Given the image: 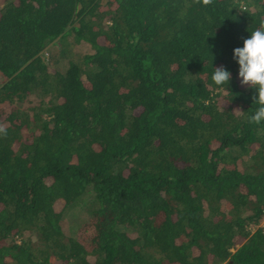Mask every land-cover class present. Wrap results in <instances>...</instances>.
<instances>
[{
  "label": "trees",
  "instance_id": "trees-1",
  "mask_svg": "<svg viewBox=\"0 0 264 264\" xmlns=\"http://www.w3.org/2000/svg\"><path fill=\"white\" fill-rule=\"evenodd\" d=\"M1 1L0 264H264V0Z\"/></svg>",
  "mask_w": 264,
  "mask_h": 264
},
{
  "label": "clouds",
  "instance_id": "clouds-1",
  "mask_svg": "<svg viewBox=\"0 0 264 264\" xmlns=\"http://www.w3.org/2000/svg\"><path fill=\"white\" fill-rule=\"evenodd\" d=\"M194 2L207 6L213 0H194ZM233 57L239 65L240 83L256 90L253 102L257 107L255 112L248 117V123L259 125L264 122V22H261L250 37L244 40L242 48L234 49ZM212 81L218 90L227 92L229 91L227 85L230 81V72L223 67L214 68ZM0 134L6 135V130L2 126H0ZM233 248H231L232 251L235 250Z\"/></svg>",
  "mask_w": 264,
  "mask_h": 264
},
{
  "label": "rangeland",
  "instance_id": "rangeland-1",
  "mask_svg": "<svg viewBox=\"0 0 264 264\" xmlns=\"http://www.w3.org/2000/svg\"><path fill=\"white\" fill-rule=\"evenodd\" d=\"M105 1H106V0H101V3H105ZM1 3H3V1L0 2V5H1ZM69 49H70V48H68L67 50H69ZM42 54H43L44 56H47V55H48V54H45V52H42ZM56 55H57L60 59H62V58H61L62 54L57 53ZM60 55H61V56H60ZM54 67H55V66H54ZM54 67H53V68H54ZM51 68H52V67H51ZM0 83H1V80H0ZM32 100H36V97H33L30 101H25V102H23V103H22V107L30 106ZM32 111H33L32 108H30V109H29V113H31ZM24 132L26 133L27 130L25 129ZM15 146H17V143L15 144ZM69 217H71V216L67 215V216L63 217V219H64L65 221L62 223V224H63L62 226L64 227L65 231H69V230H73V229H75V227L72 226V222H70ZM261 224H264V222H261ZM122 227L124 228V230H127L130 234H132V235L135 234V235H136V231H135L134 228L129 227V226H125V225H123ZM256 227H257V225L251 226V227H250V231H253ZM75 235L80 239V241L89 244V238L85 237V235H84L83 225L78 227L77 231L75 232ZM16 240L19 241L20 238H17ZM236 247H237V245H236ZM234 249H235V248H233V250H234ZM221 264H226V263H225V262H222Z\"/></svg>",
  "mask_w": 264,
  "mask_h": 264
}]
</instances>
